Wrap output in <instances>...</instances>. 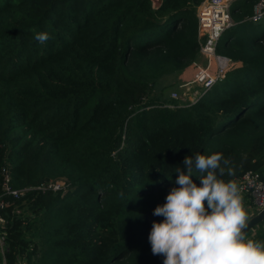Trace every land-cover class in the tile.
<instances>
[{"label":"trees","instance_id":"16d2710c","mask_svg":"<svg viewBox=\"0 0 264 264\" xmlns=\"http://www.w3.org/2000/svg\"><path fill=\"white\" fill-rule=\"evenodd\" d=\"M201 1L0 0V192L4 166L14 187L53 176L74 186L9 198L8 263L163 264L144 232L168 186L179 187L185 156L239 157L226 181L246 170L264 178V30L245 18L252 3L230 8L238 22L217 47L229 72L241 62L252 73L228 72L188 107H166L154 90L195 59ZM24 210L53 215L39 250ZM246 237L264 242V219Z\"/></svg>","mask_w":264,"mask_h":264},{"label":"clouds","instance_id":"9594fccd","mask_svg":"<svg viewBox=\"0 0 264 264\" xmlns=\"http://www.w3.org/2000/svg\"><path fill=\"white\" fill-rule=\"evenodd\" d=\"M34 39L44 44L50 36L40 32ZM229 164L221 153H197L185 156L186 171L174 169L179 187L154 209L163 220L152 223L148 236L152 254L163 256V264H264V242L247 239L244 232L249 216L241 189L222 179ZM195 173L199 186L192 180Z\"/></svg>","mask_w":264,"mask_h":264},{"label":"built area","instance_id":"2783aa9c","mask_svg":"<svg viewBox=\"0 0 264 264\" xmlns=\"http://www.w3.org/2000/svg\"><path fill=\"white\" fill-rule=\"evenodd\" d=\"M158 1V0H157ZM237 0H202L196 9L198 28V47L196 57L187 66L191 69L189 78H182L169 91L170 103L166 107H188L206 96L213 86L226 78L233 67L230 57L217 51L218 42L225 30L236 24L234 22L230 6ZM254 2V12L245 15L252 22L264 19V0H247ZM3 181L0 192V264H10L6 257V236L8 219L2 213V209L13 204L14 199L25 195L28 190L62 192L66 190L65 182L58 179H49L36 186L14 187L11 184L10 173L7 166L1 169ZM236 183L241 189V194L251 202L249 218L264 209V178L254 170L244 171ZM12 198V200H9ZM21 209L13 207L12 213H20ZM248 213V212H247ZM17 264H26L18 260Z\"/></svg>","mask_w":264,"mask_h":264},{"label":"rangeland","instance_id":"374dc122","mask_svg":"<svg viewBox=\"0 0 264 264\" xmlns=\"http://www.w3.org/2000/svg\"><path fill=\"white\" fill-rule=\"evenodd\" d=\"M156 1L157 0H154L155 4H156ZM261 29H262V27L260 26L258 31H260ZM186 62L188 63L189 60H187ZM235 69H241L242 72H243V75H245V73H252L253 72V70L251 68H249V66L243 65L241 62H238V66ZM235 69H233V70H235ZM232 71L229 72V75L232 73ZM173 73H166V74L161 75L157 79L156 83L154 84V90L157 89V91H158L159 88H160V93L159 94L162 95V97H163L164 93L167 95V93H168L167 90L169 89L170 85L174 82L173 81L174 80V75H172ZM217 86H219V85H217ZM216 87H215L214 91H217ZM236 155H237V151H236ZM238 155H242V154H240L238 152ZM228 159L230 160V164L227 166V168L225 170V175L222 177V179H224L225 181H226V179H228V178H230L232 176L233 177L235 176L236 171L238 170L239 164H240V158L239 157H230ZM228 168H230L232 170V173H233L232 175L228 174ZM51 179H58V180H62L63 182H65L66 190L62 192V194H61L62 196L66 195L67 193H70V191L74 189V186L72 185V183L68 179H66L64 177L53 176ZM200 183H201L200 179L199 180L197 179V181H196L197 186H199ZM168 187L169 188H173V187H170V186H168ZM205 206L207 207V202L206 201H205ZM24 213H25V215L29 216V221H31V228H29V230H30V233H34L35 234L34 239H35V241H36V243L38 245V250H39V249H41V242L43 240V228H44V225L53 221V215H52L51 212H46V211H43V212L39 213L36 216L31 214V212L28 211V210H24ZM162 220H163V217L158 216L154 220H150L147 223V226H146V229H145V232H144V236H145V240L146 241H149L148 240V236H149V233L151 231L152 223L154 221L155 222H161ZM23 261L26 264H28L25 259H23Z\"/></svg>","mask_w":264,"mask_h":264},{"label":"crops","instance_id":"0c3cea01","mask_svg":"<svg viewBox=\"0 0 264 264\" xmlns=\"http://www.w3.org/2000/svg\"><path fill=\"white\" fill-rule=\"evenodd\" d=\"M250 3H252L253 4V6H252V12H254V2L253 1H247V0H237V1H233L232 3H231V6H230V8L231 7H234V11H233V14L234 15H236V14H242L243 12H244V10H246V8L248 7V4H250ZM200 4V3H199ZM199 4H198V6L196 7V9L199 7ZM243 4H245V5H243ZM249 8V7H248ZM233 14H231L232 15V18H233V20H234V22H238V21H236L235 20V18L233 17ZM256 24H258V25H260L261 27H262V30H264V19H262V20H260L259 22H256ZM174 85H170V87H169V89L167 90L168 91V93H169V91L175 86V84L179 81V80H181L182 78H189L190 77V75H191V69L190 68H188V67H186L184 70H182V71H177V72H175L174 74ZM167 93V99H168V102L170 103V100H169V94ZM243 202H244V207H245V210L248 212V215H249V213L251 212V202H250V200L248 199V198H246V197H243Z\"/></svg>","mask_w":264,"mask_h":264},{"label":"water","instance_id":"95a60500","mask_svg":"<svg viewBox=\"0 0 264 264\" xmlns=\"http://www.w3.org/2000/svg\"><path fill=\"white\" fill-rule=\"evenodd\" d=\"M263 219H264V209H262L259 213L248 219L247 227L244 229L245 234L254 226H256L258 223H260Z\"/></svg>","mask_w":264,"mask_h":264}]
</instances>
